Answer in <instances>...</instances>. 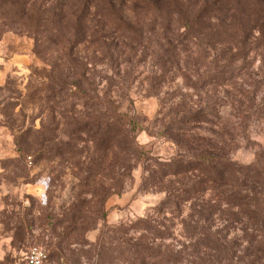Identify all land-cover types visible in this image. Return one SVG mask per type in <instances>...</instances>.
Returning a JSON list of instances; mask_svg holds the SVG:
<instances>
[{"label":"rangeland","instance_id":"1","mask_svg":"<svg viewBox=\"0 0 264 264\" xmlns=\"http://www.w3.org/2000/svg\"><path fill=\"white\" fill-rule=\"evenodd\" d=\"M263 144L264 0H0V264H256Z\"/></svg>","mask_w":264,"mask_h":264},{"label":"trees","instance_id":"2","mask_svg":"<svg viewBox=\"0 0 264 264\" xmlns=\"http://www.w3.org/2000/svg\"><path fill=\"white\" fill-rule=\"evenodd\" d=\"M257 147V152L255 154V164L262 167L263 173L261 186L264 189V144L258 145ZM140 157L141 155H139V158ZM219 161L223 162L224 164H228L230 162L226 158L221 159L213 155H199L196 157L172 158L168 162H164L163 165L169 169L177 171V173H183L187 171H198L200 168L203 169L206 165H212L213 163ZM241 194L244 195H238L231 200H236V205L242 207L243 219L245 223L247 222V225L250 226V229L253 231L262 232L264 234V190H261L260 193H252L248 190H243ZM254 240L255 239H252L249 244L252 254L251 258L256 264H264V237L253 243Z\"/></svg>","mask_w":264,"mask_h":264},{"label":"built area","instance_id":"3","mask_svg":"<svg viewBox=\"0 0 264 264\" xmlns=\"http://www.w3.org/2000/svg\"><path fill=\"white\" fill-rule=\"evenodd\" d=\"M24 264H48L47 256L40 248L32 247L26 254Z\"/></svg>","mask_w":264,"mask_h":264}]
</instances>
